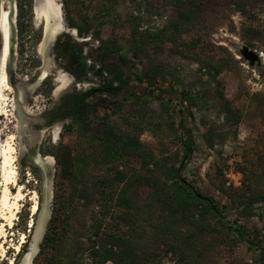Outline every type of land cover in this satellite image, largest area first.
I'll return each mask as SVG.
<instances>
[{
    "label": "rangeland",
    "instance_id": "374dc122",
    "mask_svg": "<svg viewBox=\"0 0 264 264\" xmlns=\"http://www.w3.org/2000/svg\"><path fill=\"white\" fill-rule=\"evenodd\" d=\"M54 1L61 9L64 27L44 47L45 22L36 20L37 0H16L14 70L20 80L19 92L24 95L26 114L24 131L20 132L14 88L10 85L5 111L0 115V137L3 142L9 139L15 147L17 184L9 183L11 192H17L19 183L25 196L19 202L13 227H7L6 240L0 239V264H10L11 259L20 264L30 252L42 209L45 179L51 183L50 216L30 264H113L103 262V256L95 248L106 243L110 234L124 233L129 228L123 221V209L117 205L120 184L114 180V174L118 169L129 171L131 167H139L141 160L126 155L104 162L102 147L93 134L102 135L109 126L117 131L131 130L145 114L144 119L151 121L142 123L141 140L159 159L164 155L181 157V144L170 129L172 123L178 127L181 112L175 102L168 110L160 103L157 96L162 83L178 91L193 87L206 99L200 107L191 108L197 148L183 175L200 191L224 204L223 212L229 221L237 220L247 228L264 227V201L249 206L244 195L250 184L244 170L249 175L257 170L258 158L264 155V0H244L256 13L249 16L236 10L234 0H198L201 13L196 24L177 42L151 40L147 34L164 27L176 16L183 0ZM70 20L90 25L91 33L80 36ZM97 30L98 39L93 36ZM102 40L115 42L116 47L100 57L98 46ZM72 43L83 46V53L95 67L119 66V56H126L153 80L155 97L145 102L130 97L123 100L131 89L140 94L142 86L131 68L121 64L125 73L131 75L129 83L116 97H108L116 102L110 109L99 107L89 114L88 132L82 133L78 123L68 128L71 121L47 125L41 115L43 110L50 108L73 80L68 69L72 64ZM244 44L262 54L260 62L251 65L244 59L240 52ZM206 62L218 64L221 72L215 76L213 70L201 68ZM154 69L160 71L156 77H152ZM101 75V81L111 77L106 71ZM65 77L67 81L63 80ZM220 92L242 111L240 122H226ZM212 139L214 147H209ZM60 142L69 145L73 155L82 160L79 185L90 195L89 199L75 190L74 181L62 175L61 164L51 152L52 146ZM34 157L50 160L45 170L34 162ZM3 187L1 178L0 196ZM34 191L38 201L36 213L32 210ZM149 191V187L141 186L140 197L146 200ZM143 200L141 203L146 204ZM246 207H251V211L244 212ZM48 233L54 239L45 244ZM23 234L25 242L21 243ZM152 264H175V260L170 255H161ZM216 264L260 263H256L247 243L241 242L234 253L218 257Z\"/></svg>",
    "mask_w": 264,
    "mask_h": 264
},
{
    "label": "trees",
    "instance_id": "16d2710c",
    "mask_svg": "<svg viewBox=\"0 0 264 264\" xmlns=\"http://www.w3.org/2000/svg\"><path fill=\"white\" fill-rule=\"evenodd\" d=\"M234 3L236 10L242 15L256 14L246 1L234 0ZM200 13L201 5L198 0H183L178 6L177 15L170 18L159 30L148 32L147 37L151 40L177 42L184 32L194 27ZM70 25L78 28L80 36L91 33L90 25L82 26L72 20ZM93 36L98 39L99 31ZM115 45V42L110 44L109 40H102L98 46V50L102 52L99 56L110 54ZM70 53L79 71H86L94 66L88 65V57L83 53L82 45L72 43ZM119 63V66L103 65L102 73L106 71L111 75L103 80V96L94 102L83 104L78 117L67 125L68 128H73V123H78L82 133L88 132L89 114L99 107L108 110L116 103L108 97H116L131 78L121 68V64H127L131 68L142 86L140 94L131 89L123 100L130 97L133 101L145 102L155 97L153 80L142 74L134 62L121 55ZM201 68L213 70L215 76L221 72V67L212 62L202 64ZM152 74V77H156L160 71L154 69ZM162 86L157 97L164 109L173 108L175 102L181 112L178 127L175 128L174 123L170 125L181 144V157L164 155L159 159L141 140L140 134L144 129L142 123L151 121L144 119L145 114L131 130L117 131L109 126L102 135L93 134V139H98L102 147L104 162L109 163L126 155H135L141 160L139 167H131L129 171L118 169L114 174V180L120 184L116 201L124 211L122 217L124 223L129 225L128 230L120 234H110L106 243L95 248V251L103 256V262L110 261L113 264H152L161 255H170L175 264H216L218 257L234 253L239 244L245 242L256 263L264 264V227L247 228L237 220L229 221L223 212L226 206L200 191L183 175L187 162L197 148L191 108L200 107L206 100L205 97L200 90L193 87L178 91L166 83H162ZM219 99L226 122H240L242 111L223 92H220ZM208 145L214 147L213 139ZM51 152L61 164L62 175L74 181L75 190L89 199L90 195L79 185L83 175L82 160L76 158L72 148L62 142L53 145ZM244 173L250 180L244 192L249 206L264 201V155L258 158L257 170L250 175L246 170ZM141 186L150 188L146 200L139 195ZM142 200L147 203L142 204ZM243 211H251V207H246ZM53 239L48 233L44 242L49 244Z\"/></svg>",
    "mask_w": 264,
    "mask_h": 264
},
{
    "label": "bare ground",
    "instance_id": "6f19581e",
    "mask_svg": "<svg viewBox=\"0 0 264 264\" xmlns=\"http://www.w3.org/2000/svg\"><path fill=\"white\" fill-rule=\"evenodd\" d=\"M10 9L9 0H0V26L2 32L1 39V51H0V115L5 111L6 104V91L11 90L8 73L7 63L9 57L10 46V24L8 21V14ZM36 20H43L45 22V37L43 46L45 47L49 42L53 40L57 32H60L63 27V21L61 17V9L54 0H37L36 2ZM45 74V73H44ZM68 78V77H67ZM66 77L63 78L67 81ZM70 83V82H69ZM15 147L8 139L5 142L0 137V179L4 181V187L1 197V219L0 221V239L3 241L7 238V227H13L14 220L17 218L19 211V202L25 196L23 191V185L18 183V189L16 193H12L9 183H16V165H15ZM43 167H46L50 160L41 161L36 159ZM17 184V183H16ZM37 194L34 191V204L32 206L33 213L38 210ZM30 226H33L32 221ZM24 235V234H23ZM35 238V237H34ZM25 242V235L21 239V243ZM20 244L16 245L17 249H20ZM32 246V245H31ZM3 250V249H2ZM10 264H14L13 259L10 260ZM23 264H30L28 257Z\"/></svg>",
    "mask_w": 264,
    "mask_h": 264
},
{
    "label": "water",
    "instance_id": "95a60500",
    "mask_svg": "<svg viewBox=\"0 0 264 264\" xmlns=\"http://www.w3.org/2000/svg\"><path fill=\"white\" fill-rule=\"evenodd\" d=\"M10 1V9L8 14V21L10 24V46H9V57H8V63H7V73L10 85L14 88L15 93V102H16V109H17V115L20 120V132L24 131L23 127V121H24V114H26L25 108L23 106V100L24 95L23 93L20 94L19 88L20 80L15 74L14 70V64H15V57H16V39H17V25H16V14H17V3L16 0H9ZM1 39H2V32H1V26H0V51H1ZM240 52L244 59L249 61L251 65H254L257 62L261 61V54L257 52L255 49L250 48L248 45H243L240 48ZM23 150H25V145H23ZM34 162L37 165H40L43 170L45 168L36 160V157H34ZM43 203H42V209L39 213L37 225L34 231V239L33 244L30 249V252L24 257L23 261L20 264H23L26 260V257H28V261L31 262L32 257L34 253L36 252L39 241L42 238V235L45 230L46 223L48 221V218L50 216V201H51V183L49 179L44 180L43 185Z\"/></svg>",
    "mask_w": 264,
    "mask_h": 264
},
{
    "label": "flooded vegetation",
    "instance_id": "af4514ba",
    "mask_svg": "<svg viewBox=\"0 0 264 264\" xmlns=\"http://www.w3.org/2000/svg\"><path fill=\"white\" fill-rule=\"evenodd\" d=\"M87 62L88 65H94L88 59ZM102 67L92 66L86 71H79L78 65L72 61L71 67L68 68L73 76L70 86L62 91L54 104L50 108L43 110L41 114L47 125L55 121L67 123L72 121L78 117L83 104L94 102L103 96V80L99 79V76H102ZM89 83L90 85H88ZM62 114H65L64 117H59Z\"/></svg>",
    "mask_w": 264,
    "mask_h": 264
},
{
    "label": "built area",
    "instance_id": "2783aa9c",
    "mask_svg": "<svg viewBox=\"0 0 264 264\" xmlns=\"http://www.w3.org/2000/svg\"><path fill=\"white\" fill-rule=\"evenodd\" d=\"M261 54V53H260ZM261 56H262V54H261Z\"/></svg>",
    "mask_w": 264,
    "mask_h": 264
}]
</instances>
